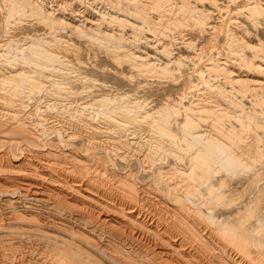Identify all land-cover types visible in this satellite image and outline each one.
<instances>
[{"label":"rangeland","instance_id":"obj_1","mask_svg":"<svg viewBox=\"0 0 264 264\" xmlns=\"http://www.w3.org/2000/svg\"><path fill=\"white\" fill-rule=\"evenodd\" d=\"M0 1H1L0 7L2 8V9L0 8V21H2V18H4L3 22H0V24L3 25V23H4L3 27L5 29H7V31H8V32L6 31L7 32V34H6L5 29L2 27V25H0V32H1V30H2V32L4 31L5 37H8V39L10 40V42H9V40L5 41L4 42L5 44L7 43V46H8L9 43H11L10 44L11 47H9L10 46L9 45L8 46L9 48L6 46V49H8V50L5 49V57H6V53H7L6 58L8 60H10L9 58H11L12 61L11 60L10 61L12 63L17 61L16 64L25 68V70H26L28 67H30L34 64L33 60H31V59H33L31 56L34 57V54H36V51L34 49L38 48L37 45L40 48L42 46L41 44L43 43V45L47 44L48 50L50 49L49 53H52L53 55L55 54L56 57L58 56L57 57L58 59H60L64 63L66 62V64L69 65V66L67 65V67H65V68H66V71H69L70 76H69V78H66V79L61 78L59 80L60 81L59 88L55 89L54 87H52V85L50 83L45 82L42 78L43 73L38 72L36 70H33L32 76L34 77V79L32 80V83H33V85H35V87L36 86L37 87L35 88L33 86H28L31 83L28 81H25V80L19 81V83H18V81H15L14 84L22 90L19 89L20 92L18 95L20 97L18 95L12 96V100H14L15 107H17L20 111L23 110V112H21V114L26 113V110L29 112L30 115L27 114L28 112L26 114H27V119L29 118L27 121L30 122V126H32L35 129L37 128L36 129L37 131H41L43 128H45L42 130L43 133L40 132L43 135H42V137L40 136V139L38 140L39 143H38L37 147L40 150L38 148H37V150H39L41 152H46V153L48 151H50L48 153L52 154L54 159H60L62 162H64L63 163L64 167L65 166L69 167V164L66 163V162H68V159L64 158V156L57 155L55 152L56 150H59L60 145H61V147L68 148L70 151H72L77 156H81V155L84 156L82 158L83 159L82 162H80V167H78L77 169L68 168L67 171H71V173L78 175V177L91 178V180H93L97 184H99L103 187H106L110 192H112L114 194L122 195V196H128L127 191H129V190L130 191L134 190L136 193L137 190L138 191L140 190L142 185H146V184L150 185L151 184L150 186H152V187L156 186L157 181L154 180L153 174H151V172H144V174H143V171H141V170H143V169H141L143 167V163L141 162V156H139V155L142 152L146 151V147L143 146L145 144V142L146 143H152V144H155V143L158 144L159 143L160 144V145L158 144L159 146H164V147L167 146V144H169V142H167L166 139H163V137H161L162 135L161 136L159 135V133L157 132V129L154 128L152 126V124H150V123H152V120H156L158 118L165 117L166 116L165 111H168V113H166V114L171 115V116H169V121L165 124L166 128L164 127V130H165V133L168 135V137H170L171 140H173L176 144L171 148L172 152H168V153H171L172 155L166 153L167 158H165L166 154L164 153L165 154L164 156L157 158L154 161V164L152 163L154 169L156 167H157L156 169L159 168V170L163 174L165 173L166 175L165 174L164 175L169 177V179L171 178V179H175V181H178L181 177V180H182V178L184 177L183 174L186 171H188L187 169L189 168V164H187V163L189 162L190 157H192V155L194 154V152L196 151V148H197V145L194 143V141L192 139L190 140V137H187L188 138L187 139V138L181 136L182 135L181 131L183 130L184 125H185L184 122H186L187 120L192 119L195 123H197L200 126V128L203 131H205V133L212 134L214 136L215 141L220 142V144H222L223 146L225 145L224 147L226 149L232 148V146H231L232 142L231 141H233V139H235V137L232 138L233 137L232 132L234 130H236V128L238 127L239 124L244 123L248 130L246 133L245 132L241 133L242 138L240 139V142H241L242 147H241L240 152L243 151L242 152L243 158L249 156V158H248L249 163H250L249 167H251L249 169L250 170L249 172H254V171L258 172L260 177H261V183H264V161H263L264 160L263 159L264 158V123H263L264 122V106H263L264 103L263 102L260 103L261 101H259V99L262 98L261 96L264 97V93H259V95L258 94L256 95V93L254 94V91L250 90L249 88H248L249 89L248 90L247 88H244L242 85H236L235 86V84H233V83H230V85L233 84L231 86L228 85L229 84V80H228L229 78H227V76H226L227 74L222 73L221 71H219L218 69H215V67H214L218 63L223 64L222 62H224L226 66L228 65L227 68L229 67L228 68L229 72L232 71L231 73H233V76H235L234 79H243V80L248 79V80L253 81V80H259L261 78L262 79L264 78L263 77V74H264V72H263L264 71V0H198V1H200V3L195 2L197 0H169V1H167V0H148V1L147 0H143V1L142 0H136L138 5L129 4V6H128V2H125V0H118V1L117 0H68V1L67 0H45V1L44 0H35V1H37V4L40 2L38 4V6L39 7L41 6V8H43V9H40L39 7H37L36 6L37 4H35V7H37V8L33 7L32 4H29L26 0H21V2L17 0L19 3L15 0H13V1L7 0V3L10 5H8L6 3V0H4L5 1L4 4L6 3L7 5L2 4L3 0H0ZM10 1L12 2V5H14V6L11 5ZM149 1H150V3L151 2L152 3L150 4ZM56 2L58 3L57 5H56ZM17 3L19 4L18 6H17ZM116 3H119L118 6H115ZM1 4H2V6H1ZM22 4H25V7ZM26 4L28 7H29V5H31L32 7L27 8ZM42 4H45V5H42ZM48 4H51V6H49ZM53 4H54V6H53ZM112 4H114L115 7ZM141 4L144 6H142ZM3 5L5 8L3 7ZM58 5H62V6L64 5V6L59 7ZM119 5H121L122 8L119 9L118 8ZM44 6H45V8H44ZM193 6H195V7H193ZM12 7L15 8L17 11H15V9H13ZM90 7H92V8H90ZM9 8H10V10H9ZM38 8L40 9V11ZM135 8L137 9V11L141 12V14H140L141 16H138V14H136V16H135V13H134ZM24 9H25V11L26 10L27 11L24 12ZM34 9H36V10H34ZM127 9H128V11H126ZM129 9H131V10H129ZM189 9H190V13H192V14L189 13ZM22 10H23V13H22ZM43 10H45V12ZM50 10H51L52 14L49 12ZM70 10H72L73 12ZM2 11L4 12V14ZM14 11H15V13H14ZM32 11L35 12L36 14L33 13ZM131 11H132V13H131ZM5 12L6 13L9 12V13L5 14ZM10 12L12 14H14L13 17L11 14L12 18L10 17ZM29 12H31V13L29 16H27V14ZM100 12L105 15L104 20H100L98 18L97 14H99ZM16 13H18L19 15ZM20 13L23 15H21ZM32 13L34 15H31ZM42 13H44V14H42ZM74 13H75V15H74ZM24 14H26V16ZM6 15L9 17H7ZM37 15H39L40 17ZM50 15H53L54 17L53 16L51 17ZM17 16H18V18H17ZM20 16H22V17L20 18ZM30 16H32L31 18H33L35 16V19H37V20H35L33 18L32 19L33 21H32ZM112 16L115 18H113ZM55 17H58V18H56L57 21L55 20ZM107 17H109V18H107ZM140 17H141V19H140ZM13 18H15V19H13ZM43 19H45V20H43ZM59 19H60V21H59ZM85 19H87V21L88 20L89 21L87 22V21H85ZM205 19H206V21H209L210 25L208 24L209 28L202 30V29H200L201 26L200 27H198V26L200 24L204 23ZM5 20L7 22H5ZM38 20L40 21V23ZM61 20H62V22H61ZM167 20L168 21L170 20V21L168 22ZM175 20L176 21L179 20V21L175 22ZM8 21H9V24H12L13 28L11 27V25L8 24ZM17 21L22 23V24H19ZM63 21L64 22L66 21V23H68V25L69 24L70 25L73 24V25H71V26L69 25V27H70V29H69V27H66L68 25H66ZM98 21H99V23H98ZM58 22L59 23L61 22V24L63 23L64 26H62L63 24L60 25ZM5 23H7L8 26H6L7 24H5ZM92 23H94V24H92ZM95 23H97V24H95ZM179 23H181L182 25H180ZM51 24L52 25L54 24V27L56 26L55 29ZM57 24H59V25H57ZM99 24H101V25H99ZM83 25L87 26L89 28L88 30L92 29L91 31H92V33H94V35L92 33H90V31L87 30V27H85L86 28L85 29ZM95 25H97L98 28L95 27ZM98 25L101 27L99 28ZM73 26H78V28L80 27V29H77V28L74 29ZM102 26H103V29H101ZM210 26H212V27H210ZM49 27H50V30H49ZM51 27H52V29H51ZM71 27L73 28V30ZM94 28H96L100 32ZM53 29H54V31H53ZM58 29H61V30H58ZM144 29H147L146 32L144 31ZM74 30H75V33L73 34ZM79 30L81 33L79 32ZM81 30H83V31H81ZM156 30L159 34L156 32ZM55 31L57 32V34ZM61 31H63V32H61ZM148 31L151 33H149ZM2 32L0 33V34H2V35H0V39L4 36ZM41 32H43V33H41ZM47 32L49 35L46 34ZM77 32H79V34ZM82 32H85V33H82ZM113 32L116 34H114ZM138 32L140 33L141 37H139ZM60 33H61V35H60ZM86 33H88V34H86ZM95 33L97 35L98 34L99 35L97 36ZM106 33L109 35L104 36V34H106ZM142 33H144V35L146 36V38L148 40L150 38H153V36H154L153 39L156 40L157 42L153 41V39L152 40L150 39L151 41L150 40L147 41V39L143 36ZM101 34H103V35H101ZM154 34H156V36ZM160 34H162V35H160ZM6 35H9V36H6ZM112 35H113V37H112ZM158 35H160L161 38ZM43 36L45 38H43ZM52 36H55L56 38L52 37ZM95 36H96V39H95ZM122 36L124 37V39ZM29 37L32 38V40H31L32 43L30 42L31 38H29ZM41 37H42V39H41ZM80 37H82V38H80ZM87 37H89V38L87 39ZM97 37H98V39H97ZM102 37H103V39L106 37L105 38L106 41H105V39H104V41L101 40ZM114 37L117 38L118 40L115 39ZM39 38L42 41L45 40V43L40 41ZM112 38H114V40H111ZM137 38H138V40H136ZM12 39L14 42L11 41ZM37 39L42 43H40ZM119 39H122V40H119ZM134 39H135V41H134ZM142 39L144 41H142ZM57 40H59V41H57ZM34 41H36V42H34ZM112 41L114 42V44ZM27 42L32 44V45H30V44L28 45ZM38 42L40 43V45L37 44ZM46 42H48V43H46ZM104 42H105V44H104ZM135 42H137V43H135ZM151 42H152V44H151ZM153 42L155 43V45H153L154 44ZM14 43H15V45H14ZM118 43H121L120 46L122 45L121 47L119 46V48H117ZM244 43L246 45H248L249 47L248 46L246 47V45ZM16 44H18V45L20 44L19 47H21L23 51H26L27 53L28 52L29 53L27 54L25 52L26 55H24V52L23 51L21 52V49ZM24 45H25V47H28V48H26V50L24 48ZM35 45H36V47H35ZM151 45H153V46L151 47ZM11 48H13L14 51L13 50L10 51ZM15 48L19 49L20 51H18ZM29 48H34L33 50L31 49V51L33 52V53L32 52L31 53L33 55L30 54V51L27 50ZM38 49H37V51H38L37 53H39V51H40ZM122 51H124V53ZM15 52H18V53H15ZM113 52H115V53H113ZM128 52L130 55L127 54ZM2 53H4V51H2ZM19 53L20 54L22 53L24 57L25 56L28 57V58H26L27 61H29V59H30V65H29V62H26V60H21L23 57H21L22 55H20ZM8 54H10V55H8ZM13 54H14L15 58H14ZM29 54H30V56H29ZM131 54L135 58L137 55L136 66L138 65V67H136L135 64H131V61H129V59H131V57H133ZM118 55H119V57H117ZM8 56H10V57L8 58ZM17 58H19V59H17ZM14 59H15V61H13ZM140 59H142L143 61ZM146 60L149 64L151 63V65L153 64L156 67L155 68L152 66V69H153L152 72H147L146 70L143 69L148 64L146 62ZM141 61L143 64L140 63ZM26 63L28 66L25 65ZM129 63H130V65H129ZM143 65H145V66H143ZM139 66H142V68H140ZM256 67H258V68L260 67V68L256 69ZM262 67H263V69H261ZM3 68H6V67H3ZM135 68H137V69H135ZM251 68L252 69L254 68L258 71H256V70L254 71ZM161 70H162V72H161ZM245 70H246V73H245ZM260 71H262V72L260 73ZM2 72L5 75H7L8 70L3 69ZM34 72L35 73L37 72L36 74H39V75H35ZM258 74H260V75H258ZM71 75H73V76L71 77ZM255 76L257 78H255ZM225 78H226V80H225ZM11 79H13V78H11ZM223 79L226 81V83L224 82ZM14 80H16V79H14ZM20 82H23L27 85H25L23 83L21 84ZM48 84H49V86H48ZM229 86H230V89H229ZM29 87H32V88H29ZM28 88H29V90H28ZM34 88H35V92H34ZM219 89L222 91H220ZM240 89H242V91ZM38 90L40 91V94H39ZM62 90H65V91H62ZM238 90H239V92H238ZM41 91H43V92L46 91L47 93L45 92V95H44V93ZM73 91H75V93ZM36 92H37V94H39L38 97H37ZM51 92H52V94H51ZM53 92H54V94H53ZM240 92L241 93L243 92L244 95L241 94ZM20 93H22V95H23L22 100L20 99L21 98ZM24 94H25V97H24ZM32 94L35 96H32ZM40 95L42 97L43 96L44 97L41 98ZM55 95H57L58 97H56ZM222 95H224L225 97H223ZM31 96L33 98H35L34 99L35 102L32 100ZM256 96H257V98H256ZM45 98H46V100H45ZM104 98H106V99H104ZM23 99H25V100H23ZM43 99H44V101H46L45 103H44V101H41ZM101 99H104L107 102H104V103L100 102ZM128 99H129V101H128ZM230 99L232 100V102ZM30 100L32 101L31 103L29 102ZM38 100H40V102ZM47 100L50 101V104L48 103L49 105L47 104V102H48ZM109 100H110V102L108 103ZM112 101L113 102L115 101L116 103L115 102L113 103ZM54 102H56V105L54 104ZM122 102H124V103L122 104ZM36 103H38V104H36ZM58 103H59V105H58ZM22 104H24V107ZM46 104L48 105V107L46 106ZM101 104H103V105H101ZM110 104H111V107H110ZM113 104H115V105L117 104V106H124L125 108L130 107L129 108L131 110L130 113L132 115H136V117L130 118V119L127 118V116L125 114H121L122 112H120V110H119L120 108L113 107ZM30 105H32V106H30ZM106 105H107V108H106ZM83 106H85V107H83ZM88 106H90V107H88ZM91 106H93L92 107L93 109L91 108ZM199 106H200V108H199ZM35 107L38 108V112H40L42 115L36 111L37 109ZM49 107H51V108H49ZM52 107L55 110L52 109ZM69 107H72L71 111H70ZM26 108H28V109H26ZM90 108L93 110V112H89ZM94 108H96V109H94ZM42 109H44V110H42ZM48 109H50V110H48ZM53 110H54V112H53ZM114 110H118L119 112L114 111ZM50 111H51V113H50ZM103 111L105 114H108L110 112L109 114H112L115 119H118L119 121H121L122 124L125 125L123 130L117 131V128L114 126V124L113 125L112 124L106 125V126H102V127L100 126L101 128L98 127V122L102 118L101 112H102V115H104ZM254 111H255V113L253 114ZM68 112H70V113L72 112V114H70ZM74 112H76V113H74ZM87 112H89V113H87ZM95 112H96V115H95ZM99 112H100V114H99ZM217 113L218 114L219 113H225V114L227 113V115H228L226 120H223V122H220L218 124L219 130L224 132L225 135L228 136V138H225L223 135H221L218 132H215L211 129V125H210L211 122L210 121H214L215 118H217L216 117V115H218ZM55 114H57V115H55ZM89 114L93 117L90 118ZM93 114L95 115V117ZM259 114H261V116ZM28 115L31 117H29ZM64 115H65V117H64ZM71 115H73V117ZM35 116H37L38 118L37 117L35 118ZM81 116H83V117H81ZM96 116H98V117H96ZM184 116H185V118L187 116L190 119L189 118L185 119ZM232 116L234 117L233 118L234 120L232 119ZM242 116H245V117H242ZM199 117H201L202 119ZM237 117L242 122H240L238 120L239 123H237L238 122L236 120ZM256 117H258V118H256ZM30 118H32V120ZM88 118L90 119L89 121H88ZM92 118H95V120ZM37 119H39V120H37ZM53 119H54V121H53ZM199 119H201V120H199ZM230 119H232V120H230ZM200 121H202V122H200ZM254 121L255 122L257 121L256 124ZM77 122H79V124ZM82 122H84V123H82ZM145 123H147V124H145ZM207 123H208V125H207ZM257 123L259 126L257 125ZM34 124L37 126H35ZM42 124H45V125H43V127H41ZM48 125H49L51 130L49 129ZM65 125H66V127H65ZM257 126L259 129H257ZM39 127H40V129H39ZM92 128H94V129H92ZM53 129H55V131L58 129L59 130V132L57 130L58 133H60L63 130L62 134H63V132H66V131H67L66 133L72 134L71 133V131H72L74 133L73 134L74 137L77 135L78 138L75 137V138H77V140L74 139L73 141H68V143H67V140H65V142H64L65 138L63 137V139H62L61 138L62 135H60V134H59L60 137L57 136L58 133L56 135L55 134L56 132ZM95 129H97V130H95ZM44 131L45 132L47 131L48 133L46 132V135H44L45 134ZM79 132H81V133H79ZM126 133H127V135H126ZM128 133H130V134H128ZM235 133L240 135L239 132L235 131ZM47 134H48V136H47ZM236 134H235V136H236ZM104 135H105V137H103ZM49 136H51V137H49ZM141 136H143V137H141ZM47 137H49V139ZM80 137L82 138V140L84 139L82 141L83 143H81ZM101 139L104 141H102ZM41 140H42V143H41ZM106 140L108 141V143ZM115 140H116V142H113ZM90 142L92 145H94V147H91L92 145L88 144ZM93 142H94V144H93ZM102 142H104V143H102ZM79 143H81V144H79ZM101 143H102V145H101ZM130 143H132V145ZM97 144H98V147L100 149L97 147ZM103 144H105V145L103 146ZM123 144H124V146H125V144H127V147H124ZM139 144H140V146H139ZM261 144H262V146H261ZM85 146H89V147H85ZM102 146H103V148H102ZM105 146H108V147L112 146L111 147L112 149L105 147ZM114 146L117 147V150ZM193 146H194V148H193ZM140 147L143 149L140 150L141 149ZM130 148H131V150H130ZM7 149H8L7 154L9 157L11 156L12 159L18 157L20 152L22 153L25 151L22 149V147H20L18 149L7 147ZM118 149L121 152L120 151L116 152V151H118ZM42 150H44V151H42ZM105 150H107L108 152H104ZM77 151H79V152H77ZM109 151L111 153L113 151L114 154L117 153V155H120L122 153L121 156L125 155L124 152L127 153L126 159L128 158L127 160H128L129 166L125 167L123 164H120L119 161L115 160L116 156H114L113 153L111 154ZM183 151H185V152H183ZM0 152H2V151L0 150ZM175 154L177 155L176 157H179L180 159L182 158V161H180L179 158H178L179 160L176 159V161H178V162L173 160L171 156H173ZM168 155L169 156L171 155V156L169 157ZM262 155H263V157H262ZM259 157H261L262 159ZM162 158H163V160H162ZM259 159H261V160L259 161ZM158 160H159V162H160V160L162 162L159 163ZM179 161H180V163H179ZM85 162H87L88 164ZM110 162H112V164ZM163 162H165V163L163 164ZM173 162H175V163H173ZM113 163H114V165H113ZM158 163L161 165L163 164L162 165L163 167L161 165H159ZM253 163H255V164H253ZM138 165L140 166V168ZM165 165H166V167H165ZM171 167H174V169H172ZM117 170H118V172H117ZM119 172H121V173H119ZM116 174H118V175H116ZM124 174L127 175L129 178H126V176ZM173 174H174V176H173ZM150 175H152V176H150ZM217 175L219 176V174H217ZM217 175H216V173L214 174V176H217ZM149 176L151 177L152 180L150 179ZM214 176H212V178L215 180L218 176L215 178H214ZM147 178H148V180H147ZM212 178H211V180H212ZM127 179H129V180H127ZM137 182H139V183H137ZM211 182H214V181L212 180ZM134 183H136V184H134ZM141 183H143V184H141ZM159 185L161 186L160 183H159ZM259 185H263V184H259ZM122 186H124V187H122ZM161 190L163 191L162 193H166L167 192L166 186L162 187ZM139 193H140V191H139ZM166 197L168 199L167 204H169L170 206L173 205V203H174L176 205H181L184 208L182 210L178 208V210H179L178 211V210H174V209H169L170 208L169 205L168 206L166 205L165 207H163V208L168 209L166 215L168 216L169 220L171 221V224L173 223V226H175V227H177V225L181 226V224L178 222V219L180 220L179 214L184 213L189 219H192L193 217L203 218L204 221L202 222L201 227H204V229L201 230V232L208 230V225L210 226V222H208L209 213L206 212L207 210H205L206 207H208V206L205 205V203L206 204L209 203L208 205H210V206L212 203H210L209 201L203 200V202H205V203H203V205L200 206L201 204H199V203H201V201L197 202L198 204L192 202V205H190L191 203L187 201L189 203V205H188L186 200H182L181 198H178V197L177 198H175V197L169 198V196H167V195H166ZM141 198H143V197H141ZM140 203L141 204L144 203L143 205H145L146 208L147 207L152 208L149 205L152 206V203H153L154 204V207H153L154 214H156V216H158V214L160 215L161 210L163 209L162 207H160V205L155 204L154 202H151L149 200L143 199L140 201ZM196 206L198 208L200 206V208H199L200 211L198 210V208ZM262 206L263 207H261V210L264 211V203H262ZM202 207L204 210L201 209ZM258 210H260V208ZM198 211H199V213H198ZM204 213H208L207 218H206V214L204 215ZM188 262L190 264H195V263L196 264H216L215 261H211L208 263V260L206 261V257H204L203 255H198L195 258L189 257Z\"/></svg>","mask_w":264,"mask_h":264},{"label":"bare ground","instance_id":"obj_2","mask_svg":"<svg viewBox=\"0 0 264 264\" xmlns=\"http://www.w3.org/2000/svg\"><path fill=\"white\" fill-rule=\"evenodd\" d=\"M11 1H13V0H11ZM15 1H17V0H15ZM18 1L21 2V0H18ZM26 1L29 4H32L33 7H35V4H37V1H35V0H26ZM167 1H169V0H167ZM4 2L5 1L3 0L2 4H4ZM125 2H128V6H129V4L138 5L136 0H125ZM195 2L200 3V1H198V0ZM0 3H1V1H0ZM6 3H7V0H6ZM6 3L4 5L8 4V3L7 4ZM18 3H17V6L19 5ZM119 3H116L115 6H118ZM149 3H150V1H149ZM2 4H1V6H2ZM38 4L36 5L37 7H39ZM57 4L58 3L56 2V5ZM114 4H112V5L114 6ZM4 5H3V7H4ZM8 5H10V4H8ZM11 5H12V2H11ZM22 5H24V7H25V4H22ZM42 5H45V4H42ZM48 5L51 6V4H48ZM12 6H14V5H12ZM32 6L29 5V7H32ZM53 6H54V4H53ZM58 6L61 7L62 5H58ZM142 6H144V5H142ZM195 6H193V7H195ZM26 7L29 8L27 6V4H26ZM37 7H35V8H37ZM39 8L43 9V8H41V6ZM44 8H45V6H44ZM90 8H92V7H90ZM118 8L120 9V8H122V6L119 5ZM13 9H15V8H13ZM25 9H24V12L27 11V10L25 11ZM40 9H39V11H40ZM9 10H10V8H9ZM34 10H36V9H34ZM51 10L49 11L50 13H51ZM129 10H131V9H129ZM15 11H17V10L15 9ZM15 11H14V13H15ZM43 11L45 12V10H43ZM70 11H72V10H70ZM126 11H128V9ZM7 13H9V12H7ZM7 13L5 12V14H7ZM22 13H23V10H22ZM30 13L31 12H29L27 14V16H29ZM33 13H35V12H33ZM33 13L31 15H34ZM131 13H132V11H131ZM134 13H135V16H136V14H138V16H141L140 15L141 12L137 11L136 8H135ZM189 13H190V9H189ZM3 14H4V12H3ZM11 14L12 13L10 12V17H11ZM16 14H18V13H16ZM42 14H44V13H42ZM190 14H192V13H190ZM21 15H23V14H21ZM24 15L26 16V14H24ZM74 15H75V13H74ZM97 15H98V18L100 20L105 19V15L103 13L100 12ZM13 16H14V14H12V17ZM37 16H39V15H37ZM50 16L52 17L53 15H50ZM7 17H9V16H7ZM21 17L22 16H20V18ZM31 17L32 16H30V18ZM17 18H18V16H17ZM33 18L35 19V16ZM33 18H31V20ZM56 18H58V17H55V20H56ZM107 18H109V17H107ZM113 18H115V17H113ZM3 19L4 18H2V21H0V22H3ZM13 19H15V18H13ZM60 19H59V21H60ZM140 19H141V17H140ZM35 20H37V19H35ZM43 20H45V19H43ZM85 21H87V19H85ZM178 21L175 20V22H178ZM204 21H205L204 23H202L198 26V27L201 26L200 29H202V30L209 28V25H210L209 21H206V19ZM5 22H7V21L5 20ZM61 22H62V20H61ZM61 22L60 23L58 22V23L60 25H62L63 23L61 24ZM18 23L22 24L20 22H18ZM39 23H40V21H39ZM64 23L66 25H68V23H66V21ZM98 23H99V21H98ZM5 24H7V23H5ZM8 24H9V21H8ZM8 24L6 26H8ZM59 24H57V25H59ZM92 24H94V23H92ZM95 24H97V23H95ZM179 24L182 25L181 23H179ZM0 25H2V24H0ZM3 25H4V23H3ZM3 25H2V27H3ZM9 25H11V27H12V24H9ZM69 25L66 27H69ZM71 25H73V24H71ZM99 25H101V24H99ZM52 26L54 27V24ZM62 26H64V24ZM55 27H54V29H55ZM73 27H74V29H76V28L80 29L81 26L79 28H78V26H73ZM85 27H87V26H84V28ZM95 27H97V25H95ZM100 27L101 26H99V28ZM210 27H212V26H210ZM51 29H52V27H51ZM54 29H53V31H54ZM69 29H70V27H69ZM88 29L89 28L87 27V30ZM94 29H96V28H94ZM101 29H103V26ZM49 30H50V27H49ZM58 30H61V29H58ZM72 30H73V28H72ZM83 30H81V31H83ZM91 30L92 29H90L88 31H90V33H92ZM146 30L147 29H144L145 32H146ZM6 31H7V29H5V32ZM97 31H99V30H97ZM1 32H2V30H1ZM5 32L4 31L2 32L3 35ZM7 32H6V34H7ZM61 32H63V31H61ZM79 32H80V30H79ZM79 32H77V33L79 34ZM85 32H82V33H85ZM156 32H157V30H156ZM41 33H43V32H41ZM74 33H75V30H74L73 34ZM107 33L104 34V36L105 35L108 36L109 34H107ZM149 33H151V32H149ZM46 34H48V32ZM56 34H57V32H56ZM86 34H88V33H86ZM92 34L94 35V33H92ZM114 34H116V33H114ZM142 34L146 38L144 33H142ZM0 35H2V34H0ZM60 35H61V33H60ZM101 35H103V34H101ZM154 35L156 36V34H154ZM160 35H162V34H160ZM160 35H158V36L160 37ZM6 36H9V35H6ZM44 36H43V38H45ZM52 37H55V36H52ZM82 37H80V38H82ZM112 37H113V35H112ZM139 37H141L140 33H139ZM29 38H31V37H29ZM88 38L89 37H87V39ZM114 38H112L111 40H114ZM117 38H115V39H117ZM138 38L136 40H138ZM153 38H154V36H153ZM153 38H150V39L152 40ZM41 39H42V37H41ZM41 39H40V41H42ZM95 39H96V36H95ZM97 39H98V37H97ZM104 39H103V37L101 38V40H103V41H104ZM123 39H124V37H123ZM143 39H142V41H144ZM7 40H9V39H8V37H5V35L0 39V150L2 151V152H0V264H190L188 262V258L189 257L195 258L198 255H203L204 257H206V261L208 260V263L211 261H215L216 264H264V211L261 210V207H263L262 203H264V183H261V177H260L258 172H256V171L249 172L250 171L249 169L251 168V167H249L250 166L249 165L250 163L248 160L249 156L243 158L242 157L243 151L240 152L241 147H242L241 142H240V139L242 138L241 133H244V132L246 133L248 130L244 123L239 124L238 127L236 128V130H234L232 132L233 133L232 138L235 137V139H233V141H231L232 142V145H231L232 148L226 149L224 147L225 145L223 146L222 144H220V142L214 140V136L212 134L205 133V131H203L197 123H195L192 119H190L189 117L186 116V118H189L190 120H187L186 122H184L185 125H184L183 130L181 131L182 132L181 136H183L185 138L190 137V140L192 139L194 141V143L197 145V148H196V151L194 152V154L193 155L191 154L192 157H190L189 162L187 163V164H189V168L187 169L188 171H186L183 174L184 177L182 178V180L180 177V179L178 181H175V179L170 178L171 179L170 180L169 177L165 176L166 174L164 173L165 174L164 175L159 170V168L156 169L157 168L156 167L154 169V167L152 165V163L154 164V161L157 158L164 156L168 152H172L171 148L176 144L173 140H171L170 137H168V135L165 133V130H164L165 124L169 121V116H171V115L166 114V113H168V111H165L166 112L165 117H163V118L161 117V118H158L156 120H152V123H150V124H152V126L157 129V132L159 133V135L160 136L162 135L161 137H163V139H166L167 142H169V144H167V146L164 147V146H159L160 145L159 143H158L159 144L158 145L156 143L152 144V143H146L145 142V144L143 146L146 147V151L144 150L145 152H142L141 154L139 153L140 155L138 154L139 156H141V162L143 163V167L141 168L143 170H141V171H143V174H144V172H151V174H153L154 180L157 181V185L154 187L150 186L151 184L150 185L149 184L142 185L140 190H139L140 193L138 190L135 193V191L131 189L132 191H130V190L127 191L128 196H122V195L114 194V193L110 192L106 187H103V186L97 184L96 182H94L93 180H91V178L78 177V175L71 173V171H67L68 168L77 169L78 167H80V162H82V160H83L82 158L84 156H82V155L77 156L72 151H70L68 148L61 147V145H60L59 150H56L55 152L57 155L64 156V158L68 159V162H66V163L69 164V167H66V166L64 167L63 166L64 162H62L60 159H54L52 154L48 153L50 151H48L47 153L39 151L40 149L37 147V145L39 143L38 140L40 139V136L42 137V135H43L42 130L45 128H43V129L41 128L42 129L41 131H37L36 130L37 128L35 129L32 126H30V122L27 121L29 119V118L27 119V114H29V112L26 110V113L28 112L27 114L26 113L21 114V112H23V110L20 111L17 107H15L14 100H12V96L18 95L20 90H22V89L18 88L14 84V82L18 81V83H19V81L25 80V81H28L31 83V84L29 83L30 85H28V86L35 87V85H33V83H32V80L34 79L32 74H33V70H36L38 72L43 73L42 78L45 82L50 83L52 85V87L57 89V88H59V84H60L59 80L61 78H63V79L69 78V76H70L69 71H66V68H65V67H67L68 64H66V62L64 63L60 59H58L57 58L58 56L56 57L55 54L53 55L52 53H49L50 49L48 50L47 44L43 45V43H42V42L45 43V40L40 42L37 39L40 43H42L41 44L42 46L39 48V46L37 45V47L39 49L35 48L36 45L34 47L35 49L34 48H29L30 50L27 49L28 51H30V54L33 53L31 51V49L32 50L34 49L36 51L37 55L34 54V57L31 56L33 58L31 60H33L34 64L32 63L33 65L31 64L32 66L28 67L25 70V68L16 64L17 61H15V59L13 60L15 62L12 63L11 58H9L10 56H8V58L11 61L8 60L6 58L7 53H6V57H5V49H6L7 43L5 44L4 42ZM31 40H32V38L30 39V42L32 43ZM119 40H122V39H119ZM149 40L147 39V41H149ZM11 41H13V39ZM57 41H59V40H57ZM105 41H106V39H105ZM134 41H135V39H134ZM153 41H156V40L153 39ZM9 42H10V40H9ZM34 42H36V41H34ZM39 42L37 44L40 45ZM46 43H48V42H46ZM135 43H137V42H135ZM10 44L11 43H9V45ZM20 44L19 45L16 44V45L19 47ZM27 44L29 45L30 43L27 42ZM104 44H105V42H104ZM113 44H114V42H113ZM120 44L121 43H118L117 44L118 46L116 45L117 48H119ZM151 44H152V42H151ZM14 45H15V43H14ZM25 45H24V48L26 50V48H28V47H25ZM30 45H32V44H30ZM153 45H155V43ZM153 45H151V47ZM247 46L248 45H246V47ZM9 47H11V45ZM19 48L21 49V52H22L23 51L22 48L21 47H19ZM15 49H17V48H15ZM37 49L40 50L39 53H37L38 52ZM6 50H8V49H6ZM11 50L14 51L13 48H11L10 51ZM17 50L20 51L19 49H17ZM2 51H4V53H2ZM124 51H122V52L124 53ZM23 52H24V55H26L27 52L26 51H23ZM15 53H18V52H15ZM113 53H115V52H113ZM14 54H13V56H14ZM30 54H29V56H30ZM127 54H129V52ZM8 55H10V54H8ZM20 55H22L21 57H23L21 60H26V62H29V65H30V59H29V61H27L26 58H28V57H26V56L24 57L22 53ZM117 57H119V55ZM14 58H15V56H14ZM136 58H137V55H136ZM136 58L133 56V57H131V59H129V58L128 59H129V61H131V64H135V66H136ZM17 59H19V58H17ZM140 60H142V59H140ZM142 61L140 63H142ZM146 62H147V60H146ZM222 63L223 64H221V63H218L217 65L215 64L216 66H214V67H215V69H218L222 73L227 74L226 76H227V78H229L228 79L229 84L227 83L228 85H230V83L235 84V86L236 85H242L244 88H247V89L249 88L250 90L254 91V94L256 93V95L257 94L259 95V93H264V78L263 79L261 78L262 80L259 79V80H253V81L248 80V79H244V80L243 79H234L235 76H233V73H231L232 71L229 72V69H228L229 67L227 68L228 65L226 66L224 62H222ZM25 65L28 66L27 63ZM129 65H130V63H129ZM145 65H143V66H145ZM152 66L155 67L153 64L151 65V63L150 64L148 63L145 66V68H143V69L146 70L147 72H152V70H153ZM3 67H6V68H3ZM136 67H138V65ZM139 67L142 68V66H139ZM257 68L258 67H256V69ZM3 69L8 70L7 75H5L2 72ZM135 69H137V68H135ZM256 69L253 68L252 70L255 71ZM261 69H263V67ZM256 71H258V70H256ZM161 72H162V70H161ZM261 72L262 71H260V73ZM36 73H35V75H39ZM245 73H246V70H245ZM258 75H260V74H258ZM72 76L73 75H71V77ZM263 77H264V74H263ZM11 78H13V79H11ZM255 78H257V77L255 76ZM14 79H16V80H14ZM225 80H226V78H225ZM225 80H224V82L226 83ZM20 83L22 84L23 82H20ZM23 84H25V83H23ZM233 84H231V85H233ZM25 85H27V84H25ZM48 86H49V84H48ZM230 86H229V89H230ZM29 88H32V87H29ZM29 88H28V90H29ZM35 88H34V92H35ZM240 90L242 91V89H240ZM62 91H65V90H62ZM220 91H222V90H220ZM41 92H43V91H41ZM45 92H43L44 95H45ZM73 92L75 93V91H73ZM238 92H239V90H238ZM243 92L242 93L240 92V93L243 94ZM22 93H20L21 94V98H20L21 100H22V96H23ZM36 94H37V92H36ZM39 94H40V91H39ZM39 94H37V97ZM51 94H52V92H51ZM53 94H54V92H53ZM32 96H35V95L32 94ZM55 96L58 97L57 95H55ZM222 96L225 97L224 95H222ZM24 97H25V94H24ZM43 97L41 96V98H43ZM261 97L262 98L259 99V101H261L260 103H262V102L264 103V97L263 96H261ZM256 98H257V96H256ZM34 99L35 98L32 97L33 101H34ZM104 99H106V98H104ZM104 99H101L100 102H103V103L107 102ZM23 100H25V99H23ZM45 100H46V98H45ZM38 101L40 102V100H38ZM41 101H44V99ZM128 101H129V99H128ZM29 102L31 103L32 101L30 100ZM45 102L46 101H44V103ZM109 102H110V100L108 101V103ZM231 102H232V100H231ZM48 103L50 104V101H48L47 104ZM59 103H58V105H59ZM123 103L124 102H122V104ZM36 104H38V103H36ZM47 104H46V106L48 107L49 104L48 105ZM54 104L56 105V102H54ZM22 105L24 107V104H22ZM101 105H103V104H101ZM30 106H32V105H30ZM83 107H85V106H83ZM88 107H90V106H88ZM92 107L93 106H91V108ZM110 107H111V104H110ZM113 107L120 108L119 110H120V112H122L121 114H125L127 116V118H129V119L136 117V115H132L130 113L131 112V110L129 109L130 107L125 108L124 106H117V104L116 105L113 104ZM49 108H51V107H49ZM69 108L71 111L72 107H69ZM91 108H90L89 112H93V110H92L93 108L92 109ZM106 108H107V105H106ZM199 108H200V106H199ZM26 109H28V108H26ZM36 109H37L36 111L38 112V108H36ZM52 109H54V108L52 107ZM94 109H96V108H94ZM42 110H44V109H42ZM48 110H50V109H48ZM54 110H53V112H54ZM114 111L119 112L118 110H114ZM72 112L71 113L68 112V113L72 114ZM89 112H87V113H89ZM38 113H40V112H38ZM50 113H51V111H50ZM74 113H76V112H74ZM103 113H104V111H103ZM109 113L108 114L104 113V115H102V112H101L102 118L98 122V127L114 124V126L117 128V131L123 130L125 125H123L121 121H119L118 119H115L114 116L112 114H109ZM254 113H255V111L253 112V114ZM99 114H100V112H99ZM55 115H57V114H55ZM95 115H96V112H95ZM95 115H94V117H95ZM259 115L261 116V114H259ZM71 116L73 117V115H71ZM29 117H31V116H29ZM36 117L37 116H35V118ZM64 117H65V115H64ZM81 117H83V116H81ZM89 117L91 118L93 116L90 115ZM96 117H98V116H96ZM216 117L217 118H215L214 121H210L211 122L210 123L211 129L213 131L218 132L219 134L223 135L225 138H228V136L225 135V133L222 132L221 130H219V128H218V124L220 122H223V120H226V118L228 117L227 113L226 114L225 113H219L218 115H216ZM242 117H245V116H242ZM184 118H185V116H184ZM199 118H201V117H199ZM233 118L234 117L232 116V119ZM256 118H258V117H256ZM30 119L32 120V118H30ZM92 119L95 120V118H92ZM201 119H199V120H201ZM232 119H230V120H232ZM37 120H39V119H37ZM89 120L90 119L88 118V121ZM236 120L240 121V119H238V117ZM53 121H54V119H53ZM239 121L237 123H239ZM79 122H77V123L79 124ZM200 122H202V121H200ZM240 122H242V121H240ZM256 122H255V124H256ZM82 123H84V122H82ZM45 124H42L41 127H43V125H45ZM145 124H147V123H145ZM207 125H208V123H207ZM257 125H258V123H257ZM35 126H37V125H35ZM258 126H257V129H259ZM48 127H49V125H48ZM65 127H66V125H65ZM39 129H40V127H39ZM49 129H50V127H49ZM92 129H94V128H92ZM53 130L55 131V129H53ZM57 130L55 131L56 135L59 132V130H58V132H57ZM95 130H97V129H95ZM62 131L60 133H58L57 136H59V134L62 135L61 138L62 139H63V137L65 138L64 142H65V140H67V143H68V141H73L74 139L77 140V138H78L77 135L75 136L77 138H75L73 135L74 133L72 131H71L72 134L66 133L67 131L63 132V134H62ZM235 131L239 132L240 135L236 134ZM40 132H42V133H40ZM46 132L44 131V133H45L44 135H46ZM81 132H79V133H81ZM128 134H130V133H128ZM235 134H236V136H235ZM126 135H127V133H126ZM47 136H48V134H47ZM49 137H51V136H49ZM49 137H47V138L49 139ZM103 137H105V135ZM141 137H143V136H141ZM83 140L81 138V143H83L82 142ZM102 141H104V140H102ZM113 142H116V140ZM41 143H42V140H41ZM81 143H79V144H81ZM102 143H104V142H102ZM102 143H101V145H102ZM107 143H108V141H107ZM88 144H91V142ZM93 144H94V142H93ZM130 144L132 145V143H130ZM104 145L105 144H103V146ZM103 146H102V148H103ZM123 146H124V144H123ZM139 146H140V144H139ZM261 146H262V144H261ZM7 147L8 148H14V149H18V148L22 147V149L25 151L22 153L20 152L18 157L12 159L11 156L9 157L7 154V151H8ZM85 147H89V146H85ZM91 147H94V145H92ZM97 147H98V144H97ZM105 147H108V146H105ZM111 147H108V148H111ZM114 147L117 150V147L116 146H114ZM124 147H127V144H125ZM37 148L39 150H37ZM193 148H194V146H193ZM142 149L143 148H141L140 150H142ZM107 150H105L104 152H108ZM130 150H131V148H130ZM42 151H44V150H42ZM119 151L120 150L118 149V151H116V152H119ZM185 151H183V152H185ZM77 152H79V151H77ZM112 153L114 156H116V159H115L116 161H119V163L123 164L125 167L129 166L128 160H127L128 158L126 159L127 153L124 152L125 155H122V156H121L122 153L120 155H117V153L114 154L113 151H112ZM168 154H171V153H168ZM176 156L177 155L175 154L171 157L173 160L176 161V159L179 158ZM262 157H263V155H262ZM165 158H167V154H166ZM259 158H261V157H259ZM261 159H259V161ZM162 160H163V158H162ZM180 161H182V158L180 159ZM180 161H179V163H180ZM158 162H159V160H158ZM161 162L162 161L160 160L159 163H161ZM176 162H178V161H176ZM85 163H87V162H85ZM110 163L112 164V162H110ZM164 163L165 162H163V164ZM173 163H175V162H173ZM253 164H255V163H253ZM113 165H114V163H113ZM159 165H161V164H159ZM165 167H166V165H165ZM139 168H140V166H139ZM171 168L174 169V167H171ZM117 172H118V170H117ZM119 173H121V172H119ZM215 173H216V175L219 174V176L218 175H217L218 177L214 176ZM116 175H118V174H116ZM125 176H126V178H129L127 175H125ZM150 176H152V175H150ZM173 176H174V174H173ZM212 176H214V178L215 177H217V178L214 180L212 178ZM211 178L214 182H211L212 181ZM150 179H151V177H150ZM127 180H129V179H127ZM147 180H148V178H147ZM137 183H139V182H137ZM143 183H141V184H143ZM159 183L161 184V186L159 185ZM134 184H136V183H134ZM259 184H263V185H259ZM165 186H166L167 192L162 193L163 191L161 189H162V187H165ZM122 187H124V186H122ZM166 195L169 196V198H173V197L177 198L178 197V198H181L182 200H186V202L188 201L191 203L190 205H192V202L197 203V202L201 201V203H199V204H201L200 206H202L203 203H205V202H203V200L209 201L210 203H212L211 206L208 205L209 203L208 204L205 203V205L208 206V207H206L205 210H207L206 212L209 213L208 222H210V226L208 225V230L201 232V230L204 229V227H201L202 222L204 221L203 218L193 217L192 219H189L184 213L179 214L180 220L178 219V222L181 224V226H178V225H177V227L173 226V223L171 224V221L169 220L168 216L166 215L168 209L163 208L166 205L167 206L169 205V204H167L168 199H167ZM141 197H143V198H141ZM143 199L149 200L151 202H154L155 204L160 205V207L163 208L161 210V214L160 215L158 214V216H156V214H154V209H153L154 204L153 203H152V206L149 205L152 208H149V207L146 208L145 205H143L144 203L141 204L140 201ZM188 205H189V203H188ZM200 206H199V208H200ZM178 208L181 210L184 209L181 205H176L174 203H173V205L170 206L169 209L178 210ZM199 208H198V210H199ZM259 208H260V210H258ZM201 209H203V207ZM199 211H198V213H199ZM208 213H204V215L206 214V218H207Z\"/></svg>","mask_w":264,"mask_h":264}]
</instances>
